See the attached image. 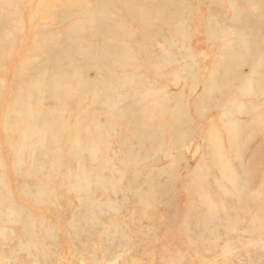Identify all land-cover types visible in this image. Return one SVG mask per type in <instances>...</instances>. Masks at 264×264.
<instances>
[{"label": "rangeland", "instance_id": "obj_1", "mask_svg": "<svg viewBox=\"0 0 264 264\" xmlns=\"http://www.w3.org/2000/svg\"><path fill=\"white\" fill-rule=\"evenodd\" d=\"M0 264H264V0H0Z\"/></svg>", "mask_w": 264, "mask_h": 264}]
</instances>
